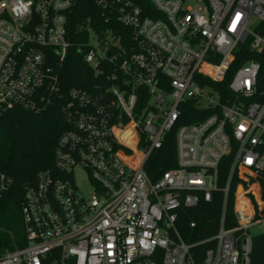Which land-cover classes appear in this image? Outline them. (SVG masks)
I'll return each instance as SVG.
<instances>
[{"label":"built area","instance_id":"2783aa9c","mask_svg":"<svg viewBox=\"0 0 264 264\" xmlns=\"http://www.w3.org/2000/svg\"><path fill=\"white\" fill-rule=\"evenodd\" d=\"M85 1L0 0V117L56 104L66 125L55 167L24 186L25 241L1 253L0 264H251L254 236L264 233L250 197L260 180L237 184V224L226 225L225 205L235 173L264 175L261 63L236 70L226 103L213 83L225 79L240 44L264 53V0H87L95 8L77 20L78 50L97 81L64 91L69 24ZM186 102L211 114L177 127V167L152 181L145 164ZM227 156L231 170L220 187ZM13 184L0 165V198ZM218 190L225 199L218 232L184 241L179 210Z\"/></svg>","mask_w":264,"mask_h":264},{"label":"trees","instance_id":"16d2710c","mask_svg":"<svg viewBox=\"0 0 264 264\" xmlns=\"http://www.w3.org/2000/svg\"><path fill=\"white\" fill-rule=\"evenodd\" d=\"M95 8L93 2H81L73 13V21L69 24V38L73 42L68 56L61 67V82L64 91L71 87L92 88L97 78L93 69L83 61V53L78 50V43L83 40L77 31L78 18L87 15ZM250 59L261 63L259 85L264 88V53H255L250 49L249 41L242 43L236 50V58L222 82H214L219 90L222 102L232 94L230 83L236 70ZM209 82V81H208ZM182 114L174 129L167 135L163 146L154 150L145 169L152 181H157L163 173L177 167L176 129L180 125L204 119L211 114L202 110L193 102L181 105ZM65 121L59 107L53 104L42 112H31L22 108H14L0 117V165L12 176V188L0 198V254L7 249L21 246L25 241V231L22 216L24 186L33 183L37 174L44 169L55 167V149L61 133L65 129ZM231 156L223 158L219 166V185L224 187L231 170ZM238 171L233 175L228 199L225 205L226 225L237 224L234 214L235 190L239 182L248 186L251 181L260 180L259 190L250 194L255 204L257 216L264 214V175L249 174L244 178ZM242 203H246L243 195H239ZM224 192L213 193L209 202L201 200L197 206L181 208L177 219V227L184 241L198 243L215 235L220 226L224 210ZM195 225H192V224ZM208 244L194 246L193 251L202 253ZM251 264H264V233L254 236Z\"/></svg>","mask_w":264,"mask_h":264},{"label":"rangeland","instance_id":"374dc122","mask_svg":"<svg viewBox=\"0 0 264 264\" xmlns=\"http://www.w3.org/2000/svg\"><path fill=\"white\" fill-rule=\"evenodd\" d=\"M77 177H78V181L80 183H83V181L86 179L85 178V174H84V172L82 170H78L77 171ZM252 231H253V233L261 232L262 228L261 227H255V228H253Z\"/></svg>","mask_w":264,"mask_h":264},{"label":"water","instance_id":"95a60500","mask_svg":"<svg viewBox=\"0 0 264 264\" xmlns=\"http://www.w3.org/2000/svg\"><path fill=\"white\" fill-rule=\"evenodd\" d=\"M71 259H74V257L72 256Z\"/></svg>","mask_w":264,"mask_h":264}]
</instances>
